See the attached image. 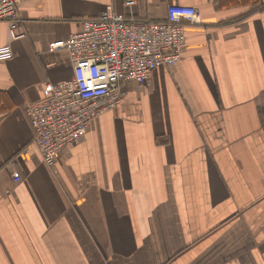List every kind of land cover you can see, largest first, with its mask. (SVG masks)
I'll return each mask as SVG.
<instances>
[{
    "label": "crops",
    "instance_id": "obj_1",
    "mask_svg": "<svg viewBox=\"0 0 264 264\" xmlns=\"http://www.w3.org/2000/svg\"><path fill=\"white\" fill-rule=\"evenodd\" d=\"M194 7L178 60L157 65L46 167L25 107L72 77L49 43L123 0H24L0 21V264H264V0H136L133 17ZM17 172L19 180L12 178Z\"/></svg>",
    "mask_w": 264,
    "mask_h": 264
},
{
    "label": "built area",
    "instance_id": "obj_2",
    "mask_svg": "<svg viewBox=\"0 0 264 264\" xmlns=\"http://www.w3.org/2000/svg\"><path fill=\"white\" fill-rule=\"evenodd\" d=\"M22 1L0 0V21L8 25L10 41L24 37L17 30ZM135 5L136 0H123L126 15L106 6L95 18L80 20L77 32L48 44V52L64 51L72 66L70 79L45 83L44 97L25 107L32 144L49 169H54L59 152L76 144L102 112L119 103L122 83H143L157 65L178 60L184 25L200 22L194 7L178 4L168 5L163 19L139 20L132 14ZM11 57L10 45L1 46L0 61ZM12 178L19 180L17 172Z\"/></svg>",
    "mask_w": 264,
    "mask_h": 264
}]
</instances>
